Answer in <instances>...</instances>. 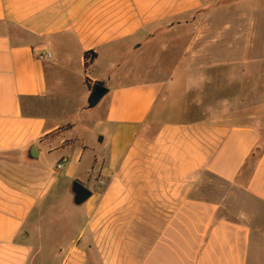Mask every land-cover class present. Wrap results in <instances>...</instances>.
<instances>
[{
	"label": "crops",
	"instance_id": "obj_1",
	"mask_svg": "<svg viewBox=\"0 0 264 264\" xmlns=\"http://www.w3.org/2000/svg\"><path fill=\"white\" fill-rule=\"evenodd\" d=\"M211 1L0 0V264H264V56L217 73L220 57L183 54L169 73L156 40L158 23ZM177 81L185 119L148 138L145 121ZM96 82L109 98L94 125L108 128L91 145L70 133L106 96L88 107ZM77 143L69 179L95 170L103 183L79 235L61 238L60 170Z\"/></svg>",
	"mask_w": 264,
	"mask_h": 264
},
{
	"label": "rangeland",
	"instance_id": "obj_2",
	"mask_svg": "<svg viewBox=\"0 0 264 264\" xmlns=\"http://www.w3.org/2000/svg\"><path fill=\"white\" fill-rule=\"evenodd\" d=\"M206 25H218L221 30L219 32L207 31L205 30L206 28H204ZM227 25L236 27L245 26V28H225ZM157 26L160 28V31L156 33V40L157 43L165 41V46L163 48L165 63H163V67L168 68L169 70L167 69V72L169 73L171 72V68L175 65L174 62L183 54L196 57L197 52H199V54L204 57H220V63L217 65L218 69L216 70L217 73L238 72L240 68L242 69L245 66V64L239 63L243 62L242 58L246 56H264V0H213L205 4L199 10L192 11L187 15L171 17L166 19V21L158 23ZM202 26L203 30H199ZM211 40L213 43H211ZM190 42H192V44L186 47L185 44ZM197 43L199 44L197 45ZM158 46L159 44H157V48ZM151 51L152 53L154 52V46H151ZM157 54H159V51ZM234 59L235 61L231 62ZM110 60L111 58L108 57V55L101 57L97 65L103 70L106 66L105 64L109 63ZM168 61L169 63H167ZM147 67L148 66L144 68V71ZM261 67L264 73V66ZM146 73L148 77H153L154 68L151 67L150 70L147 69ZM103 82L106 85L109 84V81ZM172 82L174 84V81ZM175 84V92L172 93L177 95V97L170 98L166 105H160L158 107L159 109L152 114L151 119L147 118L145 121L143 134L148 138H152L158 125L163 122L179 123L183 122L185 119L183 113L180 111L181 103H178L182 86L179 81ZM216 84L226 89L229 82L227 79H220L216 81ZM168 91L170 90L168 89ZM168 94H171V92ZM81 97L82 95L80 92L76 90L75 98L77 101ZM108 98L109 95H106L100 102L101 104L92 109L94 119L87 116H82L81 118L76 116L75 121H73L75 126L70 136L79 135L78 138H83L84 141L91 145L97 143L98 137L102 136L106 130L105 128H108V126L96 128L94 122L97 118L101 122L107 120V113L103 103H107ZM124 113L125 112L122 110H118L120 116L124 115ZM202 114L205 115L210 113ZM188 117L190 118L191 115H188ZM79 145L80 143H77L71 150L68 162L65 164V167L60 170L62 176L66 174L65 177H62L58 189L61 238L64 235H68L72 238L74 236L77 237L82 229L81 224L83 223L82 217L84 215L82 210L83 205H74L73 203L71 192L72 181L78 180L85 185H89L92 192H99L103 183L98 179L99 176L95 170L89 178L90 184L81 178L69 179L70 176L68 174L73 171L75 151L78 150ZM107 148V145H102V150ZM88 166L89 154H85L82 157L79 167L86 169ZM93 166H95V161L93 162ZM199 183H212V180L209 176H202Z\"/></svg>",
	"mask_w": 264,
	"mask_h": 264
},
{
	"label": "water",
	"instance_id": "obj_3",
	"mask_svg": "<svg viewBox=\"0 0 264 264\" xmlns=\"http://www.w3.org/2000/svg\"><path fill=\"white\" fill-rule=\"evenodd\" d=\"M108 88L102 83H93L87 98V105L89 108L96 106L99 101L107 94ZM71 192L73 196V203L81 205L86 202L92 195V191L78 180L71 183Z\"/></svg>",
	"mask_w": 264,
	"mask_h": 264
},
{
	"label": "trees",
	"instance_id": "obj_4",
	"mask_svg": "<svg viewBox=\"0 0 264 264\" xmlns=\"http://www.w3.org/2000/svg\"><path fill=\"white\" fill-rule=\"evenodd\" d=\"M95 57L94 53L91 51L85 52L84 53V60H85V68L89 65V62ZM85 83L88 84V79H85Z\"/></svg>",
	"mask_w": 264,
	"mask_h": 264
},
{
	"label": "built area",
	"instance_id": "obj_5",
	"mask_svg": "<svg viewBox=\"0 0 264 264\" xmlns=\"http://www.w3.org/2000/svg\"><path fill=\"white\" fill-rule=\"evenodd\" d=\"M37 59L39 60H46V59H50L52 57V54L50 52H39L36 55ZM61 164H58V167H60Z\"/></svg>",
	"mask_w": 264,
	"mask_h": 264
}]
</instances>
